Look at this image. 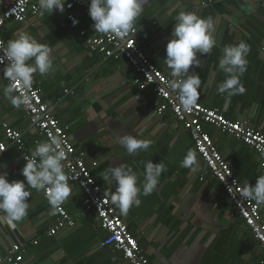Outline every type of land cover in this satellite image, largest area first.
Returning a JSON list of instances; mask_svg holds the SVG:
<instances>
[{"label": "crops", "instance_id": "0c3cea01", "mask_svg": "<svg viewBox=\"0 0 264 264\" xmlns=\"http://www.w3.org/2000/svg\"><path fill=\"white\" fill-rule=\"evenodd\" d=\"M140 2L143 11L134 25L140 34L137 45L164 74L171 73L165 63L166 44L176 16L183 11L213 18L217 44L210 54H198L200 67L189 69L190 74L195 72L201 78L198 102L264 133V0ZM79 19L81 27L89 30L86 20ZM20 32L52 49L53 71L43 77L34 74V83L43 101L54 106L55 116L67 129L71 142L85 153L102 193L115 192V183L109 185L103 180L110 167L123 164L137 174L139 207L133 206L125 216L112 205L151 264H264L263 252L235 215L221 185L210 176L204 177L205 166L197 154L195 170L181 166L188 150H194L190 133L175 122L171 112L161 116L155 113L157 96L151 89L138 92L132 83L135 74L124 60H102L91 54L84 39L58 10L44 12L40 18L30 17L24 23L7 22L1 30L5 45ZM240 41L250 46L247 71L240 76L246 91L220 94L218 86L226 78L218 67L222 50ZM6 86L0 78V141L5 142L2 123L6 122L21 133L31 155L36 144L45 140L29 125L21 108L13 107L3 96ZM204 131L242 188L254 185L264 174V160L252 149L210 125H204ZM123 135L152 143L147 150L129 154L118 141ZM5 143L0 173H7L9 182L24 181L22 154ZM148 161L163 163L166 170L152 194L145 196L142 187ZM69 186L72 195L64 207L74 217V226L47 236L55 215L50 214L51 206L42 192L29 188L28 215L15 228L0 218V257L12 244L21 242L26 250L23 264H123L119 252L101 246L105 234L95 215L82 208L80 190ZM258 206L264 223V205Z\"/></svg>", "mask_w": 264, "mask_h": 264}, {"label": "clouds", "instance_id": "9594fccd", "mask_svg": "<svg viewBox=\"0 0 264 264\" xmlns=\"http://www.w3.org/2000/svg\"><path fill=\"white\" fill-rule=\"evenodd\" d=\"M67 0H38L41 11L52 13L58 10L63 13ZM68 7H71L69 4ZM143 11L140 0H90L89 16L94 22L92 27L101 34L125 36L132 32L134 25ZM170 38L166 44L165 63L175 77L170 87L177 92L179 108L191 111L197 104L200 93L201 78L195 72L189 73L192 67H200L203 56L210 54L216 46L214 36L215 26L212 17H201L194 12H180L176 16ZM78 21L73 19V24ZM250 46L240 41L235 45H225L218 67L225 73V80L218 86V93L229 95L243 94L246 89L240 81L247 71V55ZM0 65H5L3 78L19 85L24 91L19 95L13 93L16 89L9 84L3 88V96L17 109L30 103L31 97L27 90L34 83V74L47 76L53 71L52 49L46 44L38 42L32 35L20 32L15 38L7 41L6 46L0 41ZM7 61V64H5ZM31 61V63H29ZM119 143L129 154L138 150H147L150 140H140L131 135L118 137ZM25 164L21 169L24 181L9 182L7 173H0V213L10 227L28 215L29 198L32 193L44 191L51 206V213L55 215L62 205L72 195L69 186L70 177L65 173L64 164L66 152L58 137H51L50 141L39 142L30 156H24ZM197 165L196 152L189 149L181 166L193 169ZM163 163L148 161L144 170L143 195L152 194L159 183V177L165 171ZM103 180L109 185L115 183V192H107L112 204L122 215H127L133 206L139 207L141 187L135 172L120 164L110 167L103 173ZM241 199L255 201L257 205H264V174L259 175L254 185L246 184L239 193Z\"/></svg>", "mask_w": 264, "mask_h": 264}, {"label": "built area", "instance_id": "2783aa9c", "mask_svg": "<svg viewBox=\"0 0 264 264\" xmlns=\"http://www.w3.org/2000/svg\"><path fill=\"white\" fill-rule=\"evenodd\" d=\"M89 3L90 0H67L63 14L69 27L78 31L91 54L99 56L102 60H124L135 74L132 83L138 92L143 93L151 89L157 96L159 105L155 113L161 116L166 111L171 112L175 122L190 133L194 150L205 166L204 177L210 176L221 185L229 203L234 207L235 215L243 226L250 230L253 241L264 254V223L261 220L260 208L252 200L240 198L242 187L229 164L222 158L210 136L204 131V125H210L240 141L256 152L262 160H264V133L244 123L232 121L220 114L217 109L206 108L198 101L191 111L179 108L177 92L169 86L175 77H172L171 73H162L138 47L139 30L133 28L132 32L125 36L95 32L92 27L94 22L88 12ZM69 4L71 7H68ZM43 14L44 11L38 8V0H0V41L4 42L1 30L7 22L24 23L30 17L40 18ZM80 17L89 24V30L81 27ZM73 19L78 23L74 25ZM4 66L0 65V78L9 86L12 82L3 78ZM12 86L16 89L14 95L24 91L19 85L12 84ZM65 93L68 94L69 91ZM27 94L31 97L30 103L21 106V110L29 125L45 141H50L53 136L60 138L66 152V159L62 163L65 173L70 177L68 182L80 190L82 208L95 215L100 229L104 232L101 246L119 252L123 264H151L137 240L129 232L127 224L116 213L110 199L102 193L101 187L86 163L85 153L74 146L67 129L59 124L54 106L43 101L42 93L35 83L27 90ZM2 129L5 142L13 145L22 154V158L30 156L18 130L10 128L6 122L2 123ZM5 142L0 141V155L7 149ZM23 161L25 162L24 158ZM41 192L47 200L45 192ZM74 224V217L66 211L63 203L55 214L54 225L46 235L54 236L60 230L73 227ZM32 243L36 244V241ZM25 252L24 244L15 242L5 255L0 257V264H23L22 256Z\"/></svg>", "mask_w": 264, "mask_h": 264}]
</instances>
